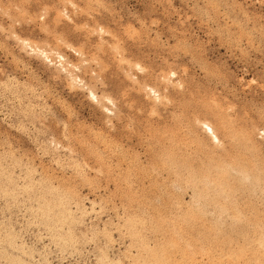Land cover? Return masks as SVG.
Listing matches in <instances>:
<instances>
[{"label": "rangeland", "instance_id": "rangeland-1", "mask_svg": "<svg viewBox=\"0 0 264 264\" xmlns=\"http://www.w3.org/2000/svg\"><path fill=\"white\" fill-rule=\"evenodd\" d=\"M0 264H264V0H0Z\"/></svg>", "mask_w": 264, "mask_h": 264}, {"label": "bare ground", "instance_id": "bare-ground-1", "mask_svg": "<svg viewBox=\"0 0 264 264\" xmlns=\"http://www.w3.org/2000/svg\"><path fill=\"white\" fill-rule=\"evenodd\" d=\"M214 137H217V136H214Z\"/></svg>", "mask_w": 264, "mask_h": 264}]
</instances>
